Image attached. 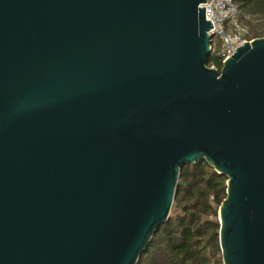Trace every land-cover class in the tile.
<instances>
[{
	"label": "water",
	"instance_id": "obj_1",
	"mask_svg": "<svg viewBox=\"0 0 264 264\" xmlns=\"http://www.w3.org/2000/svg\"><path fill=\"white\" fill-rule=\"evenodd\" d=\"M203 2L0 0V264H136L202 160L264 264V36L210 67Z\"/></svg>",
	"mask_w": 264,
	"mask_h": 264
},
{
	"label": "trees",
	"instance_id": "obj_2",
	"mask_svg": "<svg viewBox=\"0 0 264 264\" xmlns=\"http://www.w3.org/2000/svg\"><path fill=\"white\" fill-rule=\"evenodd\" d=\"M249 38L264 36V0H234ZM218 65L213 53L207 65ZM226 177L205 160L179 172L169 218L153 235L136 264H222L217 207L225 197Z\"/></svg>",
	"mask_w": 264,
	"mask_h": 264
},
{
	"label": "built area",
	"instance_id": "obj_3",
	"mask_svg": "<svg viewBox=\"0 0 264 264\" xmlns=\"http://www.w3.org/2000/svg\"><path fill=\"white\" fill-rule=\"evenodd\" d=\"M204 7L206 20L212 27L208 30L211 38V51L218 65L210 64L212 68L220 69L223 61L232 55L234 50L250 41L249 29L238 20V8L234 0H206L200 4Z\"/></svg>",
	"mask_w": 264,
	"mask_h": 264
}]
</instances>
